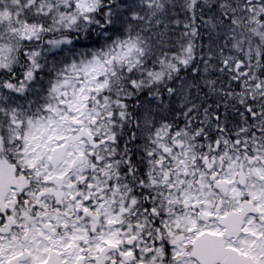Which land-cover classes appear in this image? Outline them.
Returning <instances> with one entry per match:
<instances>
[{"label": "snow or ice", "instance_id": "snow-or-ice-1", "mask_svg": "<svg viewBox=\"0 0 264 264\" xmlns=\"http://www.w3.org/2000/svg\"><path fill=\"white\" fill-rule=\"evenodd\" d=\"M0 264H264V0H0Z\"/></svg>", "mask_w": 264, "mask_h": 264}]
</instances>
